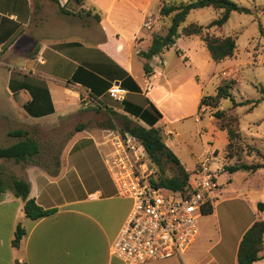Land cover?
<instances>
[{"label": "crops", "instance_id": "obj_1", "mask_svg": "<svg viewBox=\"0 0 264 264\" xmlns=\"http://www.w3.org/2000/svg\"><path fill=\"white\" fill-rule=\"evenodd\" d=\"M50 1L0 0V50L4 52L0 62L19 65L8 76L6 91L11 95H24L19 105L16 103L11 107L15 114L22 117L25 124L44 121L42 116H35L30 111L41 103L39 93H44V88L53 106L57 93L63 96L66 106L80 102L81 108V100L97 101L81 82L70 81L76 71L79 76L90 77L89 71L110 83V88L118 86L125 91L122 107L118 111L112 110L116 118L120 114L132 116L125 103L137 104L138 95L145 100V103L138 102L139 106L153 104L162 118L170 122L164 105L172 91L159 83L160 76L152 75V72L142 74V85L133 70V47L136 43L148 42L144 49L137 50L138 53L147 50L151 42V36L147 39L140 35V25L136 23L139 16L135 13L142 5L140 0L51 1L57 5L55 8L50 6ZM145 10L142 7L141 12ZM162 55L161 52L147 60L151 70L160 69L161 77L168 72L167 61ZM159 57L163 59L160 67ZM109 89L98 100L107 97L109 104L111 97L115 98ZM106 108L109 109L103 106L98 110L106 115V123L98 124V127L83 125L64 143L56 175L36 165L23 168V179L30 185L29 197L45 209L55 208L54 213L29 219L24 214L21 198L12 191L2 194L0 264H124L112 255L111 248L132 204L130 206L129 198L118 194L104 162V154L111 148L109 133L117 130L107 128L115 119ZM69 114L64 111L60 116ZM46 116L57 118L59 115L54 111ZM157 125L161 127L163 137L170 134L158 122ZM208 129L202 134L203 142H213L214 150L219 143L217 139H222L225 133H216L212 127ZM254 220H248L238 244ZM17 224L24 228L25 234L15 247L11 242ZM186 251L187 259L170 257L142 264H199L192 259V252Z\"/></svg>", "mask_w": 264, "mask_h": 264}, {"label": "rangeland", "instance_id": "obj_2", "mask_svg": "<svg viewBox=\"0 0 264 264\" xmlns=\"http://www.w3.org/2000/svg\"><path fill=\"white\" fill-rule=\"evenodd\" d=\"M167 1L178 3L188 0ZM233 1L239 6L249 8L251 13L232 11L223 26L207 28L210 34L220 37L232 36L235 39L236 48L231 57L213 61L199 36L180 35L173 46L162 51V57L167 61L168 72L161 77L159 68L153 70L150 68V72L147 73L144 69V64L149 65L147 60L137 53V50L144 49L148 42L136 43L133 47V70L138 74L141 84L144 85L142 74L150 75L152 72V75L160 76L159 83H164L172 91L171 97H168L169 101L164 105V112L170 122H166L162 115L158 119V124L166 131H170V134L163 137L165 145L177 156L182 167L194 176H198L200 162L210 156V167L217 183V192L211 194L213 212L210 214L202 212L198 215L197 234L182 253L183 258L187 259L185 251L190 250L192 259L199 264H237L238 240L246 223L250 219L264 220V210L257 209V203L264 202V168L254 172L244 170L230 172L225 169V166L235 163L251 164L264 161V99L260 100L264 95L260 90L264 87V0ZM140 2L142 5L135 13L139 16V19L135 17V20L136 23L139 22L140 35L148 39L152 33L164 34L170 18L158 15L160 0H140ZM49 4L54 8L57 6L51 1ZM142 7L146 8L143 12H141ZM220 13L221 10L212 7L192 9L179 30L190 22L206 26L218 18ZM149 19H151L150 28L144 26V22ZM3 54L4 52L0 50V58ZM162 60L159 57V67ZM18 66L14 62L6 65L0 62V146H7L17 140L8 137L9 130L26 129L40 142L43 151L41 160L43 163H50V168L54 166L53 156L58 155L59 160V153L64 143L77 130V126L98 127V124L107 121L106 115L98 111L99 108L107 106L110 110L118 111L122 107V101L112 97L109 104L106 97L95 102L81 100V108L80 102L76 104L72 102L66 106L63 96L59 93L54 95L53 106L52 101L49 103V95L44 88V93H39L41 103H37L36 107L30 110L35 116H42L41 119L44 121L25 124L26 121L16 115L15 109L11 108L16 103L19 105L24 95H11L6 91L8 76L11 72H15ZM225 83L230 85L235 103L224 99L218 109L224 111L225 120L233 119L238 132L235 144L243 149L240 155H235L233 158L226 157L225 146L229 139L226 131L219 128L220 121L213 116L216 108L203 106L199 109L198 102L199 96L214 95L217 87ZM180 88H182L181 93L178 92ZM246 100L251 102L240 104ZM135 101L137 104L131 105L153 112L150 105L148 107L138 105L141 101L145 103L142 97L137 95ZM127 105L129 106L125 103V107ZM54 111L59 115L57 118L44 117ZM64 111L70 114L60 116ZM110 116L118 122L115 115ZM130 117L139 124L147 126L143 120L134 115ZM208 127H212L216 133L220 131L225 133L222 139H217L219 143L214 150H212L213 142L208 144L203 142L202 134L209 131ZM248 146L255 147L259 154L255 151L247 152ZM26 165L33 164L31 161L16 163L12 159H0V170L5 182L9 184L11 178H24L23 168ZM155 172L157 167H153V173ZM163 174L165 176L177 174L175 165L165 162ZM40 186L50 189L45 184ZM9 192L11 191L7 190L4 193L9 194ZM129 204L131 206V199ZM263 252L264 250L261 253ZM254 264H264V258Z\"/></svg>", "mask_w": 264, "mask_h": 264}, {"label": "trees", "instance_id": "obj_3", "mask_svg": "<svg viewBox=\"0 0 264 264\" xmlns=\"http://www.w3.org/2000/svg\"><path fill=\"white\" fill-rule=\"evenodd\" d=\"M51 1L58 3V0ZM203 7L219 9L221 10V13L218 18L212 20L206 26L196 22H190L182 26L181 30H179L180 25L185 21L190 10ZM232 11L251 13L249 8L239 6L233 0H188L187 2L178 3L160 0L158 15L170 18L166 32L164 34L152 33L149 47L147 50H140L138 54L146 60H150L152 57L160 54L164 49L173 46L180 35H196L204 42L213 61H221L231 57L236 48L235 39L232 36L220 37L210 34L207 31V28L223 26L229 19ZM95 17L96 19H99L98 14H96ZM144 69L147 73L150 72L149 65L144 64ZM87 74L96 81H93L90 77L79 76L77 71L70 78V81L81 82L89 89L90 95L98 99L101 94L105 93V91L110 88L111 84L89 71H87ZM136 89L139 90L138 87H136ZM260 90L264 94V87H261ZM224 99L232 100V102L235 103L228 83L219 85L214 95H203L199 101V109L203 106L216 108L213 116L220 121L219 128L226 131L229 139L225 146L226 157L233 158L235 155H240L243 149L235 144L238 139V132L234 126L233 119L228 118V120H225L224 111L218 109L220 102ZM263 99L264 95L260 100ZM250 102V100H246L244 103L240 104L243 105ZM150 108L153 112H149L146 109L142 110L131 104L129 106L127 105V112L134 115L136 118L143 120L147 126L139 124L127 115L120 114L117 117L119 123L115 121L113 124H109L107 128L110 130L117 129L122 134L128 133L139 140L141 146L148 155L151 165L157 167V172L153 173L150 178L152 184L170 190H179L184 194H188L195 188L194 178L196 176L186 171L180 164L177 156L165 145L162 129L157 125L161 113L153 104H151ZM106 111L110 115H115V113L108 108H106ZM82 127L83 125H80L77 126L76 129L80 130ZM7 135L8 137H13L17 140L10 145L0 146V159H12L16 163L31 161L33 165L41 167L51 175H56L58 173V155L53 156L55 159L53 162V168H50V163H43L41 160L43 157L41 144L38 139L30 135L28 130L22 128L11 129L7 132ZM253 151L259 154V151L255 147L248 146L247 152L251 153ZM165 162H170L175 165L177 174L165 176L163 174V164ZM260 168H264V161L251 164L235 163L233 165L225 166V169L230 172L239 170L254 172ZM7 190L12 191L16 197H19L24 201V214L29 219H39L54 213L56 210L55 208L45 209L40 206L34 198L29 197L30 185L27 180L16 177L11 178L10 183L7 184L2 177V172L0 170V200L2 194ZM257 209L263 211L264 202H258ZM202 211L204 214H210L213 212V199L204 203ZM24 234V228L20 224H17L11 242L12 245L18 247ZM263 237L264 220H254V222L243 233L239 241L236 252L237 264H254L256 261L264 258V252L261 253L264 250ZM16 264L25 263L16 262Z\"/></svg>", "mask_w": 264, "mask_h": 264}, {"label": "built area", "instance_id": "obj_4", "mask_svg": "<svg viewBox=\"0 0 264 264\" xmlns=\"http://www.w3.org/2000/svg\"><path fill=\"white\" fill-rule=\"evenodd\" d=\"M151 19L144 22L150 28ZM124 90L112 86L109 93L123 98ZM110 150L105 165L120 196L132 200L128 217L111 248L124 264L182 257L197 234L196 220L203 205L212 200L217 183L210 167V156L201 161L195 188L188 194L151 183L153 166L139 140L118 130L109 133Z\"/></svg>", "mask_w": 264, "mask_h": 264}]
</instances>
